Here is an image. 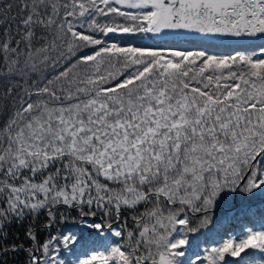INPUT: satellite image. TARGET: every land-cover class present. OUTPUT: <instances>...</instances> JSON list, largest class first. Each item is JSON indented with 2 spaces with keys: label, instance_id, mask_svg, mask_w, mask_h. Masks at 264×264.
Wrapping results in <instances>:
<instances>
[{
  "label": "snow or ice",
  "instance_id": "snow-or-ice-1",
  "mask_svg": "<svg viewBox=\"0 0 264 264\" xmlns=\"http://www.w3.org/2000/svg\"><path fill=\"white\" fill-rule=\"evenodd\" d=\"M262 201L264 0H0V264H264Z\"/></svg>",
  "mask_w": 264,
  "mask_h": 264
},
{
  "label": "trees",
  "instance_id": "trees-1",
  "mask_svg": "<svg viewBox=\"0 0 264 264\" xmlns=\"http://www.w3.org/2000/svg\"><path fill=\"white\" fill-rule=\"evenodd\" d=\"M236 206L239 207V198H237ZM258 208H264V201L257 203L254 205L252 211H257ZM227 213V215H225ZM214 223L208 225L207 228L203 229L200 234H198L199 241L201 242V249L205 246L204 241L219 239L221 235H224L225 230L231 232L232 234H236L241 231V229L245 226H250L248 221L245 219L243 213L235 211V209L229 210L228 208L218 209L216 216L213 218ZM13 232L16 229H12ZM224 238L228 237L224 235ZM259 254L256 256V259H259ZM23 254H21L15 264H22ZM10 264H13L12 258L10 257Z\"/></svg>",
  "mask_w": 264,
  "mask_h": 264
},
{
  "label": "rangeland",
  "instance_id": "rangeland-1",
  "mask_svg": "<svg viewBox=\"0 0 264 264\" xmlns=\"http://www.w3.org/2000/svg\"><path fill=\"white\" fill-rule=\"evenodd\" d=\"M228 50H229V49H227V48H225V47H223V46H221V47L219 48V52H220L221 54H226Z\"/></svg>",
  "mask_w": 264,
  "mask_h": 264
}]
</instances>
